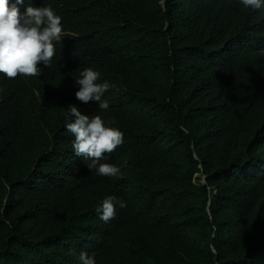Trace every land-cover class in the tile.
Returning a JSON list of instances; mask_svg holds the SVG:
<instances>
[{
  "label": "trees",
  "instance_id": "16d2710c",
  "mask_svg": "<svg viewBox=\"0 0 264 264\" xmlns=\"http://www.w3.org/2000/svg\"><path fill=\"white\" fill-rule=\"evenodd\" d=\"M62 18L36 77L0 73V264H264V10L238 0H25ZM108 82L76 98L85 69ZM69 106L124 133L90 171ZM200 181V182H198ZM126 203L107 223L96 208Z\"/></svg>",
  "mask_w": 264,
  "mask_h": 264
},
{
  "label": "clouds",
  "instance_id": "9594fccd",
  "mask_svg": "<svg viewBox=\"0 0 264 264\" xmlns=\"http://www.w3.org/2000/svg\"><path fill=\"white\" fill-rule=\"evenodd\" d=\"M240 5L251 10H264V0H238ZM25 0H0V73L7 78L36 77L41 67L50 66L55 55V44L61 42L62 18L49 6L29 5L24 12L20 5ZM100 73L92 69L80 72L76 80L79 90L76 98L82 103L96 102L98 109L108 110L109 102L104 99L110 89L108 82L98 83ZM65 118V130L72 134L74 155L84 158L90 171L105 177H116L120 169L104 163L106 154L112 153L124 143V133L112 127L99 115L82 114L76 106H69ZM126 203L115 196L106 197L96 208L100 220L107 223L116 216L117 208ZM77 264H96L94 254L80 252Z\"/></svg>",
  "mask_w": 264,
  "mask_h": 264
},
{
  "label": "rangeland",
  "instance_id": "374dc122",
  "mask_svg": "<svg viewBox=\"0 0 264 264\" xmlns=\"http://www.w3.org/2000/svg\"><path fill=\"white\" fill-rule=\"evenodd\" d=\"M198 182H200V181H198Z\"/></svg>",
  "mask_w": 264,
  "mask_h": 264
}]
</instances>
